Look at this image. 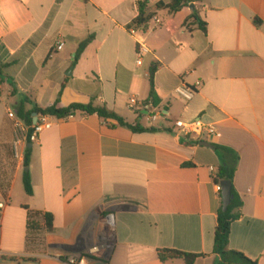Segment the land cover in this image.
Here are the masks:
<instances>
[{
	"label": "crops",
	"instance_id": "crops-1",
	"mask_svg": "<svg viewBox=\"0 0 264 264\" xmlns=\"http://www.w3.org/2000/svg\"><path fill=\"white\" fill-rule=\"evenodd\" d=\"M161 1L168 4L150 0L154 17L132 36L141 13L132 0H0V196L8 203L0 264H67L62 257L103 238L108 214L115 218L113 245L84 264H163L165 249L215 264L221 157L174 130L176 120L199 119L218 130L206 142L240 156L234 186L243 208L230 249L264 264V0H195L175 14L159 9ZM139 42L151 51L141 66ZM155 64L157 107L147 105ZM181 86L196 91L191 101L175 95ZM132 98L140 103L134 110ZM92 102L160 131L134 133L81 112L53 118L54 127L29 144L34 194L27 195L9 112L35 123L36 107ZM156 110L164 117L153 121ZM46 214L54 217L52 232Z\"/></svg>",
	"mask_w": 264,
	"mask_h": 264
},
{
	"label": "trees",
	"instance_id": "trees-1",
	"mask_svg": "<svg viewBox=\"0 0 264 264\" xmlns=\"http://www.w3.org/2000/svg\"><path fill=\"white\" fill-rule=\"evenodd\" d=\"M150 0H146L144 3L140 5V16L134 21L137 25H147L154 17L153 13H148V6ZM195 0H168V4H164L163 2L157 3V7L159 9L166 8L170 13H179L183 8L189 7L190 5H194ZM192 18H197L196 13L193 14ZM203 30L206 31V28L203 27ZM93 37L87 39L83 43L80 44L77 50L76 63L80 59L81 55L84 53L85 49L92 43ZM3 68L0 67V75L2 74ZM158 71V65L155 64L150 68V100L147 102V105L150 104L154 107L159 105L158 97L155 90V76ZM77 112H81L83 114L92 116L98 115L101 119L105 121H114L117 122L119 126L127 128L134 133H146V132H158L160 130L155 128H144L139 122L136 124H129L125 121L124 118L117 115L115 112L109 110L105 106H95L92 102L89 105H81L74 104L69 108H59L58 104L47 108L40 109L35 108L33 113L42 114L52 116L58 119H64L75 115ZM20 117L26 121L27 124H33V118L30 116H23L22 112H20ZM199 144V143H197ZM213 149L216 153H218L221 157L222 164L217 172L215 183L216 185H220L222 182L230 181L232 184V200L229 206L228 211L223 210V197L222 192H220V197L222 200V207L218 213V227L215 232L214 239V254L218 256V259L215 264H258L257 261H254L247 257L244 253L230 249V234L232 225L235 221L239 220L242 217V208L243 201L239 193L237 192L234 186V178L238 170V165L240 162V156L234 150L222 147L219 145H213ZM32 148H28L26 150L25 155V167L29 168L31 164L32 158ZM185 166H193L192 164H186ZM24 188L26 194L29 196H33L34 189L32 185V179L29 171L24 173ZM44 225L45 228L52 232L54 230V217L51 214H46L44 216ZM30 229H37L38 224L35 222L31 223ZM204 257V255H195V254H187L178 250H160L159 251V259L163 264H166L169 261L182 260L186 264H194L199 258ZM63 260V258H61Z\"/></svg>",
	"mask_w": 264,
	"mask_h": 264
},
{
	"label": "built area",
	"instance_id": "built-area-1",
	"mask_svg": "<svg viewBox=\"0 0 264 264\" xmlns=\"http://www.w3.org/2000/svg\"><path fill=\"white\" fill-rule=\"evenodd\" d=\"M137 6H140L146 0H132ZM134 28L130 30L132 36H136L138 29L143 28L141 25L134 24ZM63 44H60L58 50L63 49ZM151 54L149 48L144 45V43L139 42L137 49V64L141 66L143 64L144 58ZM175 95L185 101H191L195 95L196 91L190 89L186 86H181L175 90ZM132 110L138 108L140 103L137 98H132L129 104ZM9 118L14 123L15 128V142L13 145L15 157L20 160H25V155L23 152H20L21 148H26L29 144H35L39 142L40 136L47 130H51L54 127V122L52 116L37 114L36 122L29 125L21 117H19L16 112H9ZM72 117V116H71ZM164 117L161 112L156 110L152 120L156 121L158 118ZM69 118V117H68ZM174 130L181 136L189 140H195L198 142L207 141L210 138H213L217 135L218 130L215 125L207 124L201 119L195 120L192 122H185L182 120H176L174 122ZM212 172H215L214 168H211ZM218 190L221 191V186H218ZM8 203L5 199L0 196V220L2 214L6 209ZM104 224L107 229L106 234L103 238L96 244L89 246L81 251L68 254L63 258V261L67 264H84L85 262L105 257L113 245V237L115 234V218L112 214L104 216Z\"/></svg>",
	"mask_w": 264,
	"mask_h": 264
},
{
	"label": "water",
	"instance_id": "water-1",
	"mask_svg": "<svg viewBox=\"0 0 264 264\" xmlns=\"http://www.w3.org/2000/svg\"><path fill=\"white\" fill-rule=\"evenodd\" d=\"M200 146L206 147V148H213V145L206 141L201 142ZM29 148H32V145H29ZM26 171H28V168L26 169ZM220 186H221L222 197H223V210L226 212L228 211L229 206L231 204V200H232V195H231L232 184L230 181H225V182H222Z\"/></svg>",
	"mask_w": 264,
	"mask_h": 264
},
{
	"label": "rangeland",
	"instance_id": "rangeland-1",
	"mask_svg": "<svg viewBox=\"0 0 264 264\" xmlns=\"http://www.w3.org/2000/svg\"><path fill=\"white\" fill-rule=\"evenodd\" d=\"M165 1H168V0H165ZM161 2H162V1H161ZM143 123H144L145 125H148V124H149V122L147 121L146 118H144ZM161 124H162V121L159 120L156 126H159V125H161ZM42 243H43L42 240H40V244H42Z\"/></svg>",
	"mask_w": 264,
	"mask_h": 264
}]
</instances>
